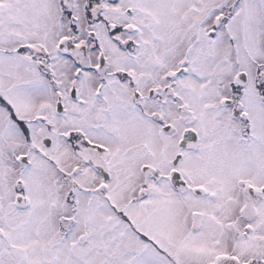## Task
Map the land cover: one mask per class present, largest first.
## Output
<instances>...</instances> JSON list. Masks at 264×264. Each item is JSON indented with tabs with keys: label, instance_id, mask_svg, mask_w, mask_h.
Wrapping results in <instances>:
<instances>
[{
	"label": "snow or ice",
	"instance_id": "6c2138e0",
	"mask_svg": "<svg viewBox=\"0 0 264 264\" xmlns=\"http://www.w3.org/2000/svg\"><path fill=\"white\" fill-rule=\"evenodd\" d=\"M0 264H264V0H0Z\"/></svg>",
	"mask_w": 264,
	"mask_h": 264
}]
</instances>
